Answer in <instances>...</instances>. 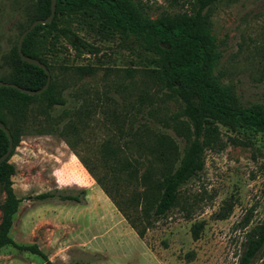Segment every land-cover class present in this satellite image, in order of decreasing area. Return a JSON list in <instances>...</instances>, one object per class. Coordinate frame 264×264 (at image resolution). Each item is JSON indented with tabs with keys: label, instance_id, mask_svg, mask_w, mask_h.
<instances>
[{
	"label": "rangeland",
	"instance_id": "obj_1",
	"mask_svg": "<svg viewBox=\"0 0 264 264\" xmlns=\"http://www.w3.org/2000/svg\"><path fill=\"white\" fill-rule=\"evenodd\" d=\"M27 2L0 0V73L6 70V52L26 21ZM141 2L152 17L191 7L190 0ZM209 16L217 44L214 73L242 104L260 101L264 0H216ZM69 26L93 49L77 53L61 38L56 53L46 51L66 103L52 111L59 120L56 131L22 135L8 158L14 166L12 187L20 198L9 236L20 245L36 244L57 264H237L245 233L264 221V132L219 126L218 136L204 148L202 169L180 187L178 203L154 217L139 238L120 213L121 217L111 212L110 200L74 153L125 207L135 182L128 178L129 169L110 170L102 156L103 145L119 146V157L142 154L138 159L143 166L157 167L140 152L139 143H148L153 132L164 133L182 150L184 140L168 119L178 112L179 104L148 77L151 63L135 46L98 34L74 18ZM76 66H88L89 71L80 76ZM138 95L144 97L141 111L137 110ZM63 125L69 127L66 137L72 150L59 135ZM55 188L84 189V201L34 198ZM4 198L0 187V221ZM225 203L232 209L226 218L218 219L215 214ZM200 221L203 227L193 239L191 225ZM0 264L45 263L36 254L4 245ZM253 264H264V247Z\"/></svg>",
	"mask_w": 264,
	"mask_h": 264
},
{
	"label": "trees",
	"instance_id": "obj_2",
	"mask_svg": "<svg viewBox=\"0 0 264 264\" xmlns=\"http://www.w3.org/2000/svg\"><path fill=\"white\" fill-rule=\"evenodd\" d=\"M214 1L190 0L188 10L152 17L141 0H55L52 20L35 25L24 36L21 45L25 55L38 59L48 69L50 80L47 87L39 94L28 95L13 87L0 86V121L12 137L10 153L0 162V187L5 195L0 221V249L11 245L38 255L45 264H57L50 261L36 244H17L8 234L20 202L12 187L14 166L8 158L22 135L58 129L59 120L53 117L52 111L56 106H63L66 99L46 51L52 49L56 53L61 38L67 40L77 53H89L93 49L70 28L71 18L88 25L98 34L116 36L135 46L138 54L151 63V67L146 69L148 77L179 104L178 112L168 119L175 134L184 140L182 150L164 133L153 132L148 143H139L140 152L150 156L157 167L143 166L138 159L143 157L142 154L138 158L119 157V146H112L109 142L103 145L102 156L110 170L129 169L128 178L135 182V189L125 207L90 166L74 153L139 238H143L154 217L164 215L178 203L180 187L202 169L204 148L218 136L219 126L231 130L249 127L264 132V91L260 101L244 105L214 73L217 44L209 16V7ZM49 12L50 0H28L26 21L20 26L18 36L33 20L43 19ZM16 46L17 40L6 52V70L0 73V80L23 88L39 89L46 82V73L39 66L21 60ZM88 71V66H76L80 76ZM137 100V110L141 111L144 97L138 95ZM147 113L153 115L151 111ZM160 122L168 125L164 119ZM68 130L69 127L63 125L59 135L72 150L66 137ZM7 147V136L0 129V155ZM84 196V189L74 192L55 188L38 193L34 198L42 202L58 199L82 203ZM128 207L132 210L128 211ZM231 209L232 205L225 203L215 216L224 219ZM202 227L201 221L191 225L193 239L199 237ZM263 247L264 221L245 233L237 264H253Z\"/></svg>",
	"mask_w": 264,
	"mask_h": 264
},
{
	"label": "water",
	"instance_id": "obj_3",
	"mask_svg": "<svg viewBox=\"0 0 264 264\" xmlns=\"http://www.w3.org/2000/svg\"><path fill=\"white\" fill-rule=\"evenodd\" d=\"M54 10H55V0H50V12L48 14V16H46L45 18L43 19H35L33 20L27 28H25L21 33L20 35L18 36V39H17V46H16V50H17V54L19 55V57L21 58V60L27 62V63H30V64H34V65H37L39 66L40 68H42L44 70V72L46 73L47 75V78H46V82L44 83V85L42 87H40L39 89H28V88H23V87H20L14 83H9V82H5V81H2L0 80V86H8V87H13L25 94H28V95H35V94H39L41 93L48 85L49 83V80H50V74H49V71L48 69L46 68V66L40 62L38 59L34 58V57H30L28 55H25L23 52H22V49H21V45H22V40L24 38V36L33 29V27L37 24H45V23H48L52 20L53 16H54ZM0 129L3 130L7 136V140H8V147L6 149L5 152H3L1 155H0V162L4 161L7 156L9 155L10 153V150L12 148V137L10 135V132L8 130V128L3 124V122L0 121Z\"/></svg>",
	"mask_w": 264,
	"mask_h": 264
},
{
	"label": "crops",
	"instance_id": "obj_4",
	"mask_svg": "<svg viewBox=\"0 0 264 264\" xmlns=\"http://www.w3.org/2000/svg\"><path fill=\"white\" fill-rule=\"evenodd\" d=\"M109 207H110L112 213H116V214H118V215L120 216L119 212L115 209V207L113 206L112 203L109 204ZM120 217H121V216H120ZM121 219H122V218H121Z\"/></svg>",
	"mask_w": 264,
	"mask_h": 264
}]
</instances>
